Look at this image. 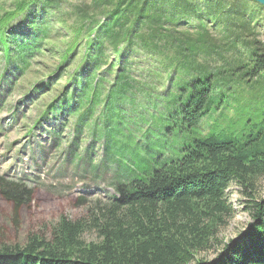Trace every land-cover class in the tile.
Returning a JSON list of instances; mask_svg holds the SVG:
<instances>
[{
    "label": "trees",
    "instance_id": "16d2710c",
    "mask_svg": "<svg viewBox=\"0 0 264 264\" xmlns=\"http://www.w3.org/2000/svg\"><path fill=\"white\" fill-rule=\"evenodd\" d=\"M59 1L12 0L0 15V82L12 89L44 54L48 26L74 17L61 34L56 72L31 85L23 100L54 92L30 128L41 129L42 118L59 121V114L61 122L50 125L53 145L67 147L72 163L88 160L100 140L103 160L89 162L83 174L94 181L104 166L116 195L80 197L88 204L83 218L61 215L47 236L0 244V264H264V196L256 197L264 178V44L252 27L232 20L236 34H218L205 22L185 23L189 0H91L79 14L64 12ZM208 4L212 17L219 4ZM85 5L97 16L85 15ZM237 6L218 17L240 18ZM183 30L190 36L179 37ZM238 37L248 42L239 45ZM7 62L17 72L13 80ZM49 81L55 83L45 91ZM232 184L246 197L249 221L225 239L221 230L235 214ZM0 185L17 208L31 192L1 177ZM90 230L96 239L85 242Z\"/></svg>",
    "mask_w": 264,
    "mask_h": 264
},
{
    "label": "rangeland",
    "instance_id": "374dc122",
    "mask_svg": "<svg viewBox=\"0 0 264 264\" xmlns=\"http://www.w3.org/2000/svg\"><path fill=\"white\" fill-rule=\"evenodd\" d=\"M3 2V0H0V15L11 9L12 0ZM59 2L60 4L62 2L64 12H76L77 14L81 12L82 8L78 11L76 9L82 6L83 2L92 5L91 0H61ZM187 2L189 6H185L188 8L184 10L187 14H181L183 22L192 23V25L198 22L201 23L200 21L205 22L211 25L218 34H223L224 32L236 34L237 27L236 25H231L234 24L232 20L247 22L257 35L256 39L264 44V7L260 4L252 0H215L216 4L219 5L211 8L216 13V15L211 17L210 10L207 7H209L208 3L212 2V0H189ZM238 4L241 5L240 13H242V16L240 18L239 16L225 18L228 15L224 16V18L218 17L221 13L226 14L228 10L235 9L238 11ZM91 5L90 8L85 5L87 12H83L89 18L97 16L99 12L98 10L92 11ZM42 15L46 16V14ZM103 15L106 14L103 13ZM213 16L219 19L213 22ZM19 18L16 17L11 21V24H16ZM81 21L82 18L77 17V24ZM75 22V18L71 17L68 21L60 18L57 24L51 23L48 26V29L52 30V33L48 35L51 40L47 43L46 48L40 47L45 52L40 58L36 59V64L28 68L25 75L14 83L15 85L14 87L12 86V89L8 88L6 80L0 82V177L2 180L22 183L25 188L31 189L28 199L19 203L18 208L15 203L6 199L0 191V244H23L30 234L47 236L52 229V225L57 222L61 215L71 220L83 218L86 215L88 204L79 200L80 197L88 200L93 196L101 197L105 195L111 197L116 195L112 187L106 183L110 174L106 173L104 166H101L99 169L101 174L94 181H91L86 174H83L84 170L88 172L87 166L89 162L98 163L103 160L100 140L94 145L93 151L89 150L88 160L84 158V160H78L77 163H72L75 159L70 155L69 149L63 147L69 137L64 134L62 138H59L63 148L53 145L54 139L50 131V125L52 122H61L62 118L59 114H57L59 121L42 118L40 120L43 121L41 129H37V125H40L39 123L35 128H30L32 123L42 115V105L54 96V92L46 94L44 90L41 91L35 96L34 103L31 98L26 101L23 100V96H25L31 85H35L41 80L43 82V78H47L45 76L56 72L54 65L58 64L57 59L60 57L59 54L63 52L66 42L65 35L61 34H66L69 31L66 24L71 25ZM39 24H41L40 21ZM47 24L45 22L41 25L47 26ZM89 24V21L84 22V25L88 28H90ZM93 28L94 26L91 27V30ZM186 32L184 30L181 31L179 37H189L191 33ZM210 35L218 38L216 33ZM234 37H237V35ZM233 40L238 41L239 45L248 42V39L244 37H238ZM195 42H197V38L194 39ZM235 49L238 54H244L241 50H246L245 48L240 49L239 46ZM83 50L84 45H81L77 50L78 55L74 61L79 59V53L83 52ZM63 55L65 57V53ZM5 60L6 57H4V53L0 49V75L6 70ZM7 63L9 68L12 69L8 77L11 80V77L17 72H13L15 69L13 64ZM49 82L51 86L45 91L52 88L55 83V81L53 84L51 81ZM62 83L63 81L59 82L60 85ZM57 87L59 88L58 84ZM100 110L101 107H97L95 115L100 113ZM72 118H70V121ZM224 123L225 121L222 120L221 124L223 125ZM85 132V135L90 133L87 129L84 130ZM169 136L167 135V137ZM86 139L87 141L88 139L91 140V137H86ZM83 147L85 146L78 149V154H81ZM82 157L84 156L82 155ZM81 162L83 164H80ZM237 187L232 184L227 190L235 214L221 230V235L225 239L236 238L249 221L248 214L243 210L242 206L246 197L244 194L239 193ZM256 191V197L264 196V178L259 180ZM83 239L85 242L94 241L96 233L93 230L86 231L83 234ZM216 256L215 251H210L207 254V258L211 260Z\"/></svg>",
    "mask_w": 264,
    "mask_h": 264
},
{
    "label": "water",
    "instance_id": "95a60500",
    "mask_svg": "<svg viewBox=\"0 0 264 264\" xmlns=\"http://www.w3.org/2000/svg\"><path fill=\"white\" fill-rule=\"evenodd\" d=\"M253 2H256L264 7V0H252Z\"/></svg>",
    "mask_w": 264,
    "mask_h": 264
}]
</instances>
